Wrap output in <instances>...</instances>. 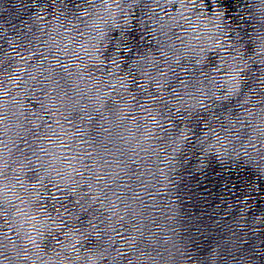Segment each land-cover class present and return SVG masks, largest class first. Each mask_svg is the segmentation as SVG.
<instances>
[{
    "label": "water",
    "instance_id": "1",
    "mask_svg": "<svg viewBox=\"0 0 264 264\" xmlns=\"http://www.w3.org/2000/svg\"><path fill=\"white\" fill-rule=\"evenodd\" d=\"M78 264H264V114Z\"/></svg>",
    "mask_w": 264,
    "mask_h": 264
}]
</instances>
